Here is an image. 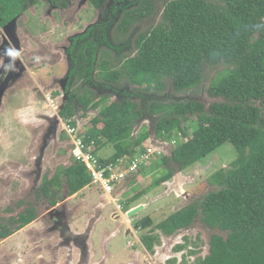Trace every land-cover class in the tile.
<instances>
[{"label": "trees", "instance_id": "obj_1", "mask_svg": "<svg viewBox=\"0 0 264 264\" xmlns=\"http://www.w3.org/2000/svg\"><path fill=\"white\" fill-rule=\"evenodd\" d=\"M31 1L36 0L5 3L19 15ZM89 1L106 14L102 22L106 32L94 39L96 34L88 31L69 44V77L74 86L80 82L85 86L77 88L80 96L69 93L71 101L65 102L61 116L76 125L75 101L86 109L100 108L102 116L94 119L95 127L85 140H95L99 149L103 143H116L117 151L108 162L146 152L142 147L148 134L132 135L135 122L146 113L158 117L157 136L164 141L172 142L183 129L185 140L177 139L170 157L162 156L167 170L155 179L158 184L170 179L172 163L185 170L232 145L237 156L231 166L212 175L217 188L178 210L159 228L171 233L201 221L212 232L210 252L196 264H264V0ZM112 27L115 31L109 33ZM116 39L123 44L114 46ZM104 45L115 47L117 56ZM126 47L129 52H122ZM123 75L157 94L152 98L127 94L109 102L111 93L101 96L90 86L109 91ZM208 78L209 94L224 99L209 108L195 99L176 102L165 92L199 89ZM99 123L103 128L98 129ZM87 173L76 161L65 170L72 192L91 183ZM47 187L42 184L41 189ZM21 216L25 223L32 218L27 213ZM138 224L147 229L154 220L147 217ZM2 229L0 237L10 234L4 225Z\"/></svg>", "mask_w": 264, "mask_h": 264}, {"label": "rangeland", "instance_id": "obj_2", "mask_svg": "<svg viewBox=\"0 0 264 264\" xmlns=\"http://www.w3.org/2000/svg\"><path fill=\"white\" fill-rule=\"evenodd\" d=\"M88 10L91 12L87 13ZM79 12H81L78 15L80 19L76 16ZM25 13L15 22L16 28H13L11 24L4 27L0 25V46L3 48L0 53V201L4 203L2 210L8 206L23 208L22 203L19 205L18 202L25 199L24 196L28 195L30 188H40L43 180L54 176L55 173L63 172L71 165V162L76 161L73 156V141L64 131L60 121V110L64 107V102L71 101L69 93L75 97L80 96L82 90L78 91L77 88L85 86L82 82L77 83L78 87L74 86V81L69 77V67L72 65V60L67 53L69 39L73 34L86 30L88 22L81 21L82 18L97 21L101 15L88 6L85 0H77L67 10H56L54 13L44 10V4L40 3ZM69 30L72 33L66 35ZM114 31L112 27L109 33ZM64 33L65 39L62 38ZM121 44L123 43L118 40L114 42V46H121ZM109 45L104 46L111 51L112 56H117L119 52ZM128 49L126 47L124 51L123 49L121 51L128 53ZM209 85L208 78L199 89L175 92L172 88H168L165 92L167 95H172V99L176 102L195 99L209 108L213 103L224 101L221 97L215 98L209 94ZM66 86L67 89L69 88L68 91ZM90 86L101 96L111 93L109 102L121 101L127 94L148 97L157 94L154 90L147 91L141 88V85L134 83L127 75L121 76L118 83L110 84L111 92L104 87ZM57 91L60 94L55 95ZM41 94H44L46 98H42ZM136 100L139 101L140 98ZM75 104L78 111L73 119H76L77 124L79 123L85 137L86 133L95 127L94 119L102 116L99 115L100 108L86 109L76 101ZM157 120V116L146 113L137 119L132 131L134 138L143 132L148 134L142 148H145L144 150L150 154L151 158L141 165V171L139 170L140 172L138 171L134 176H129L122 185L118 186L115 194L109 197L100 186L91 183L83 188V193L81 192L80 195L85 196L84 198L89 201L94 199L92 203L95 205L98 203L95 212L84 214L82 207L68 212L70 222L80 219L82 225H86L85 228L91 222L94 224L88 241L89 258L82 257L80 250L77 248L71 250L69 246L62 247L56 252L51 244L55 245V241L56 244L59 243L61 236L55 235L48 237V241L44 238L47 246L46 250L44 249L43 259L35 255L29 259L31 264H41L42 260L44 264H68L67 257L71 258L70 264H85V260L89 264L165 263L166 257H163L161 253V250L165 251L164 248L160 247L159 256L154 257V261L147 253V247L153 253L152 249L157 244L158 235L146 243L144 241V238L147 239L146 234L143 228H136L137 222L152 217L154 226L150 229L156 228L158 234L162 233L165 237L163 231L157 226L178 208L187 206L216 189L217 184L211 180L213 173L222 168H229L237 156V151L232 145L222 146L191 167L181 172L174 170L173 178L158 184L155 179L163 176L167 170L163 164L161 165L162 156L170 157L174 142L179 138L183 140L185 138H182L184 133L182 129L173 137L172 142L160 139L156 131ZM98 127V129L103 128V124L99 123ZM191 130L189 128L190 132ZM115 144L103 143L99 149V144L95 143L97 147L95 155L100 154L105 159L112 157L117 151ZM142 148L140 147L139 150ZM132 158L134 157L130 158L127 155L125 159L131 163ZM143 190L145 194L139 199H132ZM81 197L79 196L83 199ZM111 197L113 200L119 199V202L124 204L123 211L117 208L115 200L113 202ZM29 199L32 204L35 202L33 195ZM87 203L89 202L84 201L83 204ZM140 205H144L145 208L130 217L128 212ZM116 213L119 214L118 219ZM5 216L9 218L8 214ZM147 232L152 231L147 229ZM177 233L176 237L179 241L174 243L172 248L176 244H186L181 246L184 248L185 255L191 254L192 250L200 252V257L208 254L212 232L206 229L201 221L198 220L189 229ZM30 236L26 233L29 240ZM13 237L15 236L0 243V264H14L12 260L15 257L7 247L9 243H12ZM42 238L43 236L40 239ZM181 252H169L172 258H169L166 264H191L185 262V259L181 261Z\"/></svg>", "mask_w": 264, "mask_h": 264}, {"label": "flooded vegetation", "instance_id": "obj_3", "mask_svg": "<svg viewBox=\"0 0 264 264\" xmlns=\"http://www.w3.org/2000/svg\"><path fill=\"white\" fill-rule=\"evenodd\" d=\"M5 1L6 0H0V25L2 27H4V25L9 26L11 24L13 26V28H16L15 22L20 20L26 14L25 12L30 11V9L32 7L34 8V6L37 4L43 3L44 4V10H49L52 13H54V11H56V10H67V8L70 7V5L75 3L77 0H36V1H31L27 7V10L21 12V14H19V15H14V13L12 12V11H14L13 7H11L10 4H6ZM66 2H67V6H63L62 3L64 4ZM85 2H88V6H91L92 9L98 11L101 14L99 16L100 18L97 21H92L88 18L87 19L82 18L81 21H87L88 26H87L85 31H82L80 33L73 34L72 36H70V39H69L70 43H72L73 40L79 41V39L77 37L82 36L83 34L87 33L88 31L96 34V35L92 34L93 38L95 37L94 39H96L98 34L101 35V33H103V31H104L102 28V26L104 24H102V22L103 23L105 22L106 14L103 13V11L100 10L98 7H95L94 5H92L89 0H85ZM90 12H91L90 10L87 11V13H90ZM80 13L81 12H79L76 15L78 19H80V17L78 16ZM77 24H79V23H77ZM104 32H106V28H105ZM71 33H72V31L69 30L66 35H69ZM62 38H64V39L66 38L65 33L63 34ZM21 49L23 50V47ZM2 50H3V48L0 46V53L2 52ZM0 87H1V84H0ZM66 90H67V86H66ZM41 95H43L42 98L43 97L46 98V96H44V94H41ZM137 98H140V97H135V99H137ZM149 98H152V96H150ZM140 100H141V98H140ZM63 105H65V102ZM74 120L76 121V119H74ZM60 121H61V124L64 128V131L67 132L66 131V126H67L66 123L68 122V120H66L65 118H63L61 116ZM76 126L81 130L79 123L78 124L76 123ZM71 140H72V138H71ZM73 164H75L74 161L71 162V165H73ZM162 164L165 166L164 163H162ZM172 164H171V167L174 168V165H172ZM70 166H68V167H70ZM67 168H65L63 172L55 173L54 176L48 177L47 179L42 181V184H46V186H48L47 189H44V188L41 189V186H42V184H41L40 188L33 187V188H30V191L27 190V191H29L28 195H25L24 196L25 199H21L18 202L19 205H20V203H22L21 205L23 206V208H21V209H17L16 207L12 208L11 206L10 207L8 206L4 210H2V208H3L2 206L4 205V203L0 201V230H3L2 228L4 225V227H6V229H8L7 232H10V234L8 236L0 237V243L2 241H6V240L10 239L12 236H15V237H13L14 239L11 240L12 243H9L8 244L9 246H7L10 249L12 256L15 257L14 260H12V263H14V264H31L29 259L35 255H38L39 257H41L43 259V254H44V251L46 250L45 247L47 246V245H45V243H46V241H48L49 238H51L55 235H58L59 237L61 236L59 243L56 244V241H55L54 242L55 245L51 244V246L53 247L54 250H56V252L58 251V249H60L62 247L69 246L71 250L77 248L82 253L81 249L79 248V245H82V237L80 234H82V232L85 230L86 225L84 224V226H83L80 219H76L75 221L70 222L67 215L71 209H77L78 207H82L84 209V212H85L84 214H86V213L91 214V213L95 212V210L98 206V203L95 205V203H92V201L94 199H91L92 201H89V200L84 198L85 196L81 197L80 194H81L83 189L81 191H78V192H72V190L70 189L69 183H68L67 175L64 174V172ZM174 170L178 171L179 168L175 167ZM173 176H174V172H173L172 176H170V178L171 177L173 178ZM163 182H168V181L166 180ZM47 184H49V185H47ZM117 188L115 189V192H116ZM30 193H32V195L34 196V199H35V202H33V204L31 203V201L29 199L30 197H32V195H30ZM105 194L108 197L113 196V195H109L107 193H105ZM22 195H24V193ZM79 196L83 199H80ZM111 200L114 202L112 197H111ZM23 201H25V202L23 203ZM84 201H88L89 203L84 205L83 204ZM114 203L117 206V208H118V205H121L122 208L124 209L123 203L118 202V201H115ZM182 208L183 207H181L180 209H182ZM123 209H122V211H123ZM180 209L178 208V210H180ZM177 211H174L173 213L169 214L164 220H167L170 216H172ZM22 213L29 214L32 217L31 220L29 222L25 223L23 220L24 218H22V216H21ZM5 214L9 215L8 219L6 218ZM116 214H118V213H116ZM118 218H119V214L117 216V219ZM197 221L198 220L193 222L190 225V227H192L195 223H197ZM190 227L177 229L174 232L167 233V232L163 231L162 229H160L159 225H158L157 228H159L160 230L163 231V235H165V237L162 236V233L158 234V230H156V228H151V229H150V227L147 228L148 230L152 231L150 233L147 232V229L143 228V231L146 234V238H147V239L144 238V241L146 243H147V240L150 241V239H153L156 237V235H158L157 244L152 249L155 252L153 251V253H151L150 249L147 247V253H149L152 256V260L154 261L153 258L154 257L157 258L159 256L158 250L160 249V247L165 249V251L160 249L163 257H166L164 264L167 263L169 258H172L171 256H169L170 255L169 252L172 253L173 251H175V252L182 251L181 252L182 254L180 255L181 261H184V259H185V262L191 263V264L195 263L196 261L200 262L201 258H206L209 255V252L204 257H200V255H201L200 252H195L193 250H192L191 254L185 255V253L183 252L184 248H182L181 246L186 245V244H182V245L176 244V246H175L176 248L175 247L172 248V245L179 241V240L177 241V237H176V235L178 234L177 232H180V231L182 232L186 229H189ZM136 228L137 229L141 228V227H139L138 222L136 224ZM205 228H206V226H205ZM26 233H29L31 235L30 240L26 237ZM174 235H175V237H174ZM41 236H43L42 239H40ZM22 238L25 240V242ZM44 238H46L47 240L44 241ZM40 252H43V253H40ZM196 256H199V257L196 259L195 258ZM174 257H176V255ZM67 258H68V260H67ZM67 258H65V259L67 260L68 264H70L71 258L70 257H67ZM190 259L192 260V262ZM84 262H85V264H89L87 262V260H85ZM44 263L45 262L42 260L41 264H44ZM71 264H73V263H71Z\"/></svg>", "mask_w": 264, "mask_h": 264}, {"label": "built area", "instance_id": "obj_4", "mask_svg": "<svg viewBox=\"0 0 264 264\" xmlns=\"http://www.w3.org/2000/svg\"><path fill=\"white\" fill-rule=\"evenodd\" d=\"M66 124V131L74 143L73 156L75 160L86 166L87 174L92 179L91 183L100 186L109 195L115 194V189L122 185L129 176L135 175L149 158V154L139 153L132 158L131 163L125 159L126 157L105 162L98 154L99 157L95 155L97 153L95 140L86 142L83 132L76 125L70 122ZM114 200L119 202V199ZM118 209L122 211L123 208L118 205Z\"/></svg>", "mask_w": 264, "mask_h": 264}, {"label": "water", "instance_id": "obj_5", "mask_svg": "<svg viewBox=\"0 0 264 264\" xmlns=\"http://www.w3.org/2000/svg\"><path fill=\"white\" fill-rule=\"evenodd\" d=\"M145 208L144 205H140L134 209H132L131 211L128 212V215L130 217L138 214L140 211H142ZM94 224L93 222L90 223V225L85 228V230L82 232L81 237H82V245H79V248L82 251V257L84 258H89V245H88V241H89V237L92 233V228H93Z\"/></svg>", "mask_w": 264, "mask_h": 264}, {"label": "crops", "instance_id": "obj_6", "mask_svg": "<svg viewBox=\"0 0 264 264\" xmlns=\"http://www.w3.org/2000/svg\"><path fill=\"white\" fill-rule=\"evenodd\" d=\"M143 152V151H142ZM99 156H100V154H98ZM101 157V156H100ZM133 157V156H132ZM111 158V156L110 157H107L106 159L105 158H103V157H101V159L103 160V161H105V162H108L107 160L108 159H110ZM134 176V175H133ZM91 184V183H90ZM90 184H88L87 186H89ZM86 186V187H87ZM94 227V226H93ZM92 230H93V228H92Z\"/></svg>", "mask_w": 264, "mask_h": 264}, {"label": "clouds", "instance_id": "obj_7", "mask_svg": "<svg viewBox=\"0 0 264 264\" xmlns=\"http://www.w3.org/2000/svg\"><path fill=\"white\" fill-rule=\"evenodd\" d=\"M143 153L149 154L148 152H143ZM149 156H150V154H149ZM150 158H151V156L149 157V160H150ZM210 238H211V236H210ZM209 252H210V242H209Z\"/></svg>", "mask_w": 264, "mask_h": 264}]
</instances>
